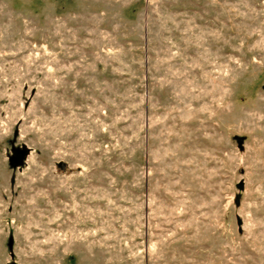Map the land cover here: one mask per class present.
I'll use <instances>...</instances> for the list:
<instances>
[{
	"label": "rangeland",
	"instance_id": "374dc122",
	"mask_svg": "<svg viewBox=\"0 0 264 264\" xmlns=\"http://www.w3.org/2000/svg\"><path fill=\"white\" fill-rule=\"evenodd\" d=\"M0 264H264V0H0Z\"/></svg>",
	"mask_w": 264,
	"mask_h": 264
},
{
	"label": "water",
	"instance_id": "95a60500",
	"mask_svg": "<svg viewBox=\"0 0 264 264\" xmlns=\"http://www.w3.org/2000/svg\"><path fill=\"white\" fill-rule=\"evenodd\" d=\"M238 139V143L240 144V147H242V139L240 137L237 138ZM29 148L26 145H22V146H13L12 148V155L9 157V162L10 165L12 167H18L21 166L24 162L25 159L27 158V155L29 154ZM243 183H241V185H239L240 188H242ZM9 248L12 249L13 248V239L11 238L9 240Z\"/></svg>",
	"mask_w": 264,
	"mask_h": 264
}]
</instances>
